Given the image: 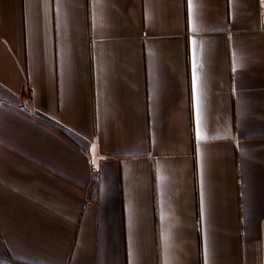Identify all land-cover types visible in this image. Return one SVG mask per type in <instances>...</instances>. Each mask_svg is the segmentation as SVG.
<instances>
[{"label":"crops","instance_id":"1","mask_svg":"<svg viewBox=\"0 0 264 264\" xmlns=\"http://www.w3.org/2000/svg\"><path fill=\"white\" fill-rule=\"evenodd\" d=\"M0 264H264V0H0Z\"/></svg>","mask_w":264,"mask_h":264},{"label":"snow or ice","instance_id":"2","mask_svg":"<svg viewBox=\"0 0 264 264\" xmlns=\"http://www.w3.org/2000/svg\"><path fill=\"white\" fill-rule=\"evenodd\" d=\"M191 5V0H189V6Z\"/></svg>","mask_w":264,"mask_h":264}]
</instances>
